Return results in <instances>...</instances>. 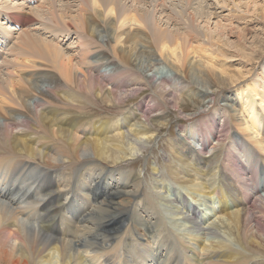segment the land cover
<instances>
[{
    "label": "bare ground",
    "instance_id": "1",
    "mask_svg": "<svg viewBox=\"0 0 264 264\" xmlns=\"http://www.w3.org/2000/svg\"><path fill=\"white\" fill-rule=\"evenodd\" d=\"M259 2L0 0V264H264ZM172 102L194 120L168 155L173 199L132 161ZM98 103L121 111L88 118ZM198 213L219 231L202 233ZM49 216L68 234L52 235Z\"/></svg>",
    "mask_w": 264,
    "mask_h": 264
},
{
    "label": "rangeland",
    "instance_id": "2",
    "mask_svg": "<svg viewBox=\"0 0 264 264\" xmlns=\"http://www.w3.org/2000/svg\"><path fill=\"white\" fill-rule=\"evenodd\" d=\"M259 4L261 6H264V3L259 2ZM256 13H257V15H256ZM223 14L229 15V11L225 10V12L223 11ZM252 14L253 15H251L250 18L253 20L252 21L253 23L250 24L248 27L249 28L252 27L251 29H255V32H257L256 34L254 32H251L249 34L250 43L253 44L251 46H253V49L255 48L257 50V53L255 55V59L253 60L254 64L252 65L253 69L257 71L264 64V16H263L264 13H261V11H259V10L254 11V8H253L252 9ZM262 16H263V18H262ZM254 21H256V22H254ZM242 26H244L243 23H242ZM235 29H236V31L238 30L236 23H235ZM236 31L232 33L233 37H231V38H232L233 41H236V36H237ZM259 44H261V45H259ZM250 48L252 49V47H250ZM236 67L237 68L239 67V68L237 69ZM231 69H233V70H231ZM239 69L240 70L242 69L243 76L242 75H238L236 78L233 77V79H236L237 81L247 80L248 82L249 81L251 82L250 75L248 73H246L248 71L247 68H241V66H239V65L237 66V64H235V65H232L230 68H227V71H228V73L230 75H232V74L238 73ZM232 71H234V72L232 73ZM222 92L229 94L230 90H225L224 89ZM149 95H150V91L143 90V89L136 91V93L130 94L128 96L127 100H126L127 104H128L127 108H131L132 106H135V104H137L138 102L148 99ZM222 99L223 98L221 97L219 99V102H217L215 107H213L214 111H216V110L222 111L223 110V108H224L223 105L224 104L222 103L223 102ZM180 106H182L184 111H185V113L182 114L183 116H185L186 114H190L191 112L194 111L193 110L194 109L193 108V103L187 98H184V100L181 101ZM109 108H108L107 105L104 106V104L98 103V104H96L94 106H90L91 110H89V112L84 113V114L88 115L87 117L91 119L93 117H97V116H101V115H105V114H107V115L119 114V112L121 111V109H116V108L109 109ZM169 111H170L171 120L168 122L167 126L162 127L163 131L161 132L160 135H158L148 145L149 146L148 149L143 154L140 153L139 156H138V159H134L133 158L132 161L136 162L133 167L135 168V170H137L139 173H141V175L144 178V182H147V183L148 182L151 183L153 181L156 182V179H157V181H160V179H162L164 181L168 180L166 182L169 183L171 188H173L172 190H173V193H174V195H172L171 198L172 197L173 198H177V195H182V194H179V192L177 190L178 186L176 184H174V183H171V181L167 178V176L165 174V172H166V164L168 162V155H169V152L171 151V147L174 145L173 141H175V140H177L179 138L181 129L182 128H188L189 124L192 123L194 120L188 121L185 117H183L181 115V113H180L181 110L176 107V102H172L169 105ZM76 112L80 113L79 111H76ZM119 116H118V118H119ZM203 118H204V116L202 117V119ZM219 121L217 122L219 124V125L217 124L218 128H219V126L221 124ZM217 145L218 144H216V146ZM216 146H215V142H212L210 144V146L207 148V150L211 151V149H213V152H214L215 149H216L215 148ZM213 152H211V153H213ZM243 153H244V151H243ZM155 166L159 167L158 172H153L154 171L153 168ZM252 184H254V183L252 182ZM239 197H240V200L244 201V197H243L242 194H239ZM187 201L190 202L191 199L187 198ZM176 204L179 205V207L181 206L183 208V206L180 205V203H175V205ZM191 204H193V203H191ZM190 207H192V205ZM41 208H44V205H39L33 214L35 216L40 215L42 210H43ZM61 214H64V213L61 212V213L57 214L55 217L60 216ZM197 217H198V220L202 223L201 224L202 227L200 226L201 228H203V229L200 230L202 233L203 232H208V231L209 232L210 231H216V232L219 231V230H216L215 228H213V226L207 225L208 223L204 222V220L202 222L201 219L203 217H202L201 213H198ZM47 219H48L47 222L51 221L50 220V216L47 217ZM210 220H212V219H210ZM209 222H211V221H209ZM49 224H50V232L52 233V235L57 236V237L61 236L63 232H67L68 229H69L68 228L69 227L68 223L65 226H63V227H58V226L54 225L53 221L49 222ZM221 227L222 226H220V229L224 230ZM30 228L31 227H29V229ZM55 229H56V232L54 233ZM67 234H68V232H67Z\"/></svg>",
    "mask_w": 264,
    "mask_h": 264
}]
</instances>
